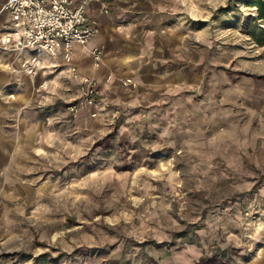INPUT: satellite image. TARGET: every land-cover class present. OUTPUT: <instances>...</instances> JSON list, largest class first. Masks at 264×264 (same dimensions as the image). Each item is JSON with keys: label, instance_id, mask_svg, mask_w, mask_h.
I'll use <instances>...</instances> for the list:
<instances>
[{"label": "rangeland", "instance_id": "obj_1", "mask_svg": "<svg viewBox=\"0 0 264 264\" xmlns=\"http://www.w3.org/2000/svg\"><path fill=\"white\" fill-rule=\"evenodd\" d=\"M252 2L163 3L149 22L183 29L163 62L166 39L113 33V84L90 113L69 112L65 65L0 76V264H264Z\"/></svg>", "mask_w": 264, "mask_h": 264}, {"label": "built area", "instance_id": "obj_2", "mask_svg": "<svg viewBox=\"0 0 264 264\" xmlns=\"http://www.w3.org/2000/svg\"><path fill=\"white\" fill-rule=\"evenodd\" d=\"M110 0H6L3 9L11 19L10 28L0 36V51L13 53L17 67L6 65L14 73L34 77L49 60L62 57L69 77L77 82V97L68 106L70 113L92 108L100 96L94 75H78L71 66L74 45L86 47L99 33L97 21L88 16L91 3ZM107 13V11H105ZM104 59L103 49H90V68L97 71ZM110 78L107 79V81Z\"/></svg>", "mask_w": 264, "mask_h": 264}, {"label": "crops", "instance_id": "obj_3", "mask_svg": "<svg viewBox=\"0 0 264 264\" xmlns=\"http://www.w3.org/2000/svg\"><path fill=\"white\" fill-rule=\"evenodd\" d=\"M5 1L6 0H0V36L9 30L11 23L10 16L3 9ZM167 2L171 4V0H110L108 3H91L87 13L90 18L97 21L99 33L90 43H88L86 47L74 45L71 53L70 65L77 68L79 77L85 74H91L93 71L90 68V49L93 46L101 47L105 53L103 64L99 70L93 72L91 75H94L97 79L101 95H104L105 86L110 85L111 83L113 84V80L109 82L106 77L109 74L113 76L111 72L114 70L113 68H116V64H118V57L116 54H118L121 50V46L113 42V33L119 32V29L121 28L137 29L133 35L137 38H145L146 41H150L155 36L166 39L163 43H161L163 45L162 48L157 49L156 47L157 54H159V57L156 58L157 61H165L168 53H174L172 45L180 43L178 39L182 37L183 29L178 27L176 24L172 26H161L162 23L160 22L153 24L149 22L147 17L150 19L154 18L155 13H160L156 12L157 8H160L163 3ZM210 3L212 6L213 2L211 1ZM105 11H107V13ZM175 11H177L176 13L180 18L184 9L182 6L177 5V8L175 7ZM119 16L128 18V20L130 19L132 21L119 22ZM151 25H154L158 29V32H155L152 28L153 26ZM145 54L152 55L153 52L149 50L146 51ZM49 62H51V64H49ZM9 64H13L17 67L14 54L0 51V76L3 82H7L11 78H14L15 75L21 74L12 72L10 68L6 66ZM58 64L65 65L67 68L69 67L62 57L49 60L46 65L54 66ZM21 75L26 76L24 74ZM73 82L76 87L77 95V82L74 80ZM95 107L96 106L80 110L77 114L83 112L90 113Z\"/></svg>", "mask_w": 264, "mask_h": 264}, {"label": "trees", "instance_id": "obj_4", "mask_svg": "<svg viewBox=\"0 0 264 264\" xmlns=\"http://www.w3.org/2000/svg\"><path fill=\"white\" fill-rule=\"evenodd\" d=\"M251 4L253 7L256 8V14H257L256 19L264 22V0H253ZM261 33H262L261 37L264 38V31H262ZM258 41L259 43L264 44V39H262L261 41L260 40Z\"/></svg>", "mask_w": 264, "mask_h": 264}]
</instances>
